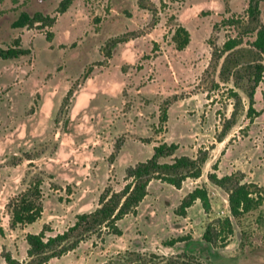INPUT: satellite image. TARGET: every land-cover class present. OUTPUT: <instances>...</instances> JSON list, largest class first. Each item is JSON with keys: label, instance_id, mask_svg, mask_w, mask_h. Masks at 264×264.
Returning <instances> with one entry per match:
<instances>
[{"label": "rangeland", "instance_id": "rangeland-1", "mask_svg": "<svg viewBox=\"0 0 264 264\" xmlns=\"http://www.w3.org/2000/svg\"><path fill=\"white\" fill-rule=\"evenodd\" d=\"M59 1L0 0V47L18 37L29 50L0 58V264H7L4 251L26 259V233L44 224L47 235L61 232L76 214L93 210L103 189L119 190L125 168L148 158L160 141L177 143L176 155L206 151L201 176L180 188L152 180L136 213L119 220L120 235L91 234L45 264H264V200L232 218L225 246L202 240L209 221L230 215L226 192L208 172L236 173L264 188V78L249 115L247 96L238 90L235 104L232 82L219 74L220 48L237 32L223 21L244 15L248 0H72L64 13L57 12ZM19 9L55 20L14 29ZM260 10L264 23V0ZM178 25L190 33L181 50L172 39ZM88 37L94 40L84 63L64 67L78 58L73 42ZM35 175L43 178L42 215L12 228L8 199ZM196 185L207 188L210 211L196 201L185 216L175 214ZM180 236L187 238L165 243Z\"/></svg>", "mask_w": 264, "mask_h": 264}, {"label": "trees", "instance_id": "trees-1", "mask_svg": "<svg viewBox=\"0 0 264 264\" xmlns=\"http://www.w3.org/2000/svg\"><path fill=\"white\" fill-rule=\"evenodd\" d=\"M261 1L263 0H248L244 15L223 21L227 26L237 29V32L228 37L220 48V53L223 55L219 71L220 78L225 82H232L233 88H230V95L235 99V104L239 105L241 101L238 90L247 96L249 115L254 113V94L264 78V23L261 20ZM71 2L72 0H60L57 12L66 11ZM54 20L55 18L41 11L32 13L22 10L17 11L10 25L17 29L33 26L35 23L51 26ZM246 36L253 37V39L246 42ZM172 39L176 49L181 50L189 43L190 33L185 27L178 25L173 32ZM93 40L94 37H88L81 45L73 42L74 48L70 51L79 52L78 58L70 59L64 67L71 66L74 69L83 64V58H87L85 49ZM115 43L116 41L109 43L108 54ZM28 53L29 50L21 46L18 37L6 47H0V58L2 59L18 58ZM71 94L70 89L66 93L64 102H67ZM262 96L264 97V91ZM159 120L161 123L167 120L165 108ZM228 124L224 126L218 137L220 141L228 130ZM178 148L179 145L175 142H157L152 147V153L148 158L125 168V182L119 190H113L109 186L104 188L98 197L97 206L89 212L76 214L74 222L61 232L47 235L46 231L49 230V226L44 224L39 232L26 233V259L19 260L9 251H4L2 253L4 260L7 264H45L50 259L60 257L75 249L91 234L106 231L120 235L122 230L118 225L119 220L136 213L138 205L148 194V185L152 180H159L180 188L185 180H196L201 176L207 152L198 151L195 156L176 155ZM212 168L215 170L217 164H213ZM207 179L226 192L230 213V215L212 219L205 226L202 240L216 248L225 246L233 234L232 218L239 220L262 205L264 188L253 182H242L241 176H237L236 173L218 176L215 171H210L207 173ZM42 183L43 178L35 175L24 189L8 199L6 207L10 215V227L31 224L41 217L43 212ZM196 201L200 202L204 212L210 211V198L205 186L196 185L186 193L179 201L174 213L185 216L187 209ZM186 238L180 236L167 240L165 243L173 245ZM175 263L177 262L172 264Z\"/></svg>", "mask_w": 264, "mask_h": 264}, {"label": "flooded vegetation", "instance_id": "flooded-vegetation-1", "mask_svg": "<svg viewBox=\"0 0 264 264\" xmlns=\"http://www.w3.org/2000/svg\"><path fill=\"white\" fill-rule=\"evenodd\" d=\"M22 10H26V9H20L19 12L22 11ZM27 11H28V10H27ZM9 17H10V15H9ZM15 17H16V16H15ZM11 22H12V21H11ZM10 24H11V23H10Z\"/></svg>", "mask_w": 264, "mask_h": 264}, {"label": "crops", "instance_id": "crops-1", "mask_svg": "<svg viewBox=\"0 0 264 264\" xmlns=\"http://www.w3.org/2000/svg\"><path fill=\"white\" fill-rule=\"evenodd\" d=\"M19 10H20V9H19ZM19 10H18V11H19ZM64 12H65V11H64ZM64 12H62V13H64ZM13 20H14V19H13ZM14 29H17V28H14ZM70 59H73V58H69V60H70Z\"/></svg>", "mask_w": 264, "mask_h": 264}]
</instances>
